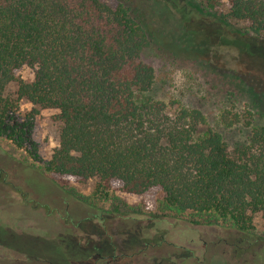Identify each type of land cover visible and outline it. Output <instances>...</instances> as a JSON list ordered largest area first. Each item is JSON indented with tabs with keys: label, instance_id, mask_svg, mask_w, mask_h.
Masks as SVG:
<instances>
[{
	"label": "trees",
	"instance_id": "obj_1",
	"mask_svg": "<svg viewBox=\"0 0 264 264\" xmlns=\"http://www.w3.org/2000/svg\"><path fill=\"white\" fill-rule=\"evenodd\" d=\"M159 29L187 50L264 64V0H0V138L41 162L35 117L52 110L57 144L41 165L51 182L94 180L97 200L117 187L248 237L255 215L264 225V86L224 69L218 125L248 128L229 148L199 110L157 97L149 58L176 59ZM23 68L29 82L15 78Z\"/></svg>",
	"mask_w": 264,
	"mask_h": 264
},
{
	"label": "rangeland",
	"instance_id": "obj_2",
	"mask_svg": "<svg viewBox=\"0 0 264 264\" xmlns=\"http://www.w3.org/2000/svg\"><path fill=\"white\" fill-rule=\"evenodd\" d=\"M233 27L242 30L245 25L236 23ZM158 36L160 46L176 59L149 58L155 70L157 97L199 110L229 148L244 143L248 128L225 129L218 125L223 83L230 84V79L223 78V71L233 66L237 76L246 75L248 80L250 75L256 76L250 80L264 86V64L254 56L253 60L240 58L235 51L223 56L220 50L217 56L208 48L202 54L187 50L176 37L168 39L160 29ZM214 70L219 74L210 73ZM15 78L29 82L32 76L23 68ZM218 80L219 92L213 89V81ZM13 88L10 85L8 91ZM20 108L29 111L31 106L21 101ZM58 129L54 111L37 113L33 139L41 162L32 161L0 138V264H65L61 256L74 263L76 253L89 246L107 250L106 237L114 234L123 241L133 236L132 241L139 244H133L131 250H141L142 240L160 241L158 250L167 253L174 264H264V225L257 215L251 233L244 239L226 223L200 221L193 225L186 216L176 218L163 211L157 201L146 202L140 196L119 192L117 187L105 201L97 200L93 196L94 180L76 182L66 178L60 183L51 182L41 165L56 147ZM112 244L113 251L125 250ZM235 250L237 253H232Z\"/></svg>",
	"mask_w": 264,
	"mask_h": 264
},
{
	"label": "flooded vegetation",
	"instance_id": "obj_3",
	"mask_svg": "<svg viewBox=\"0 0 264 264\" xmlns=\"http://www.w3.org/2000/svg\"><path fill=\"white\" fill-rule=\"evenodd\" d=\"M132 238L133 236L128 237V240L123 241L117 240L115 234L108 235L106 237L107 241L105 243L109 250H101L104 247L100 248V246H89V249L81 250L80 252L76 253V262L74 263H71L68 259L63 258L62 256L59 258L64 260L65 264H174L173 261L170 260L171 258L167 256V253H163L158 250V243L160 241L155 242L142 240L139 246H143L141 250H131L134 248L133 244H139L135 241H132ZM159 238L161 237H157L156 240ZM113 242L118 244L119 248L123 247L125 250L121 249L118 251H113V249H111L114 247V244H112ZM149 243H154L156 245H150ZM148 248L149 250H147ZM232 253H237V251L235 250ZM46 263H48V261H46Z\"/></svg>",
	"mask_w": 264,
	"mask_h": 264
}]
</instances>
